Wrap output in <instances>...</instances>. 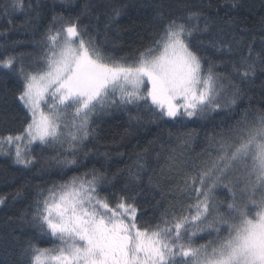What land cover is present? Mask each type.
<instances>
[{"label": "snow or ice", "instance_id": "1", "mask_svg": "<svg viewBox=\"0 0 264 264\" xmlns=\"http://www.w3.org/2000/svg\"><path fill=\"white\" fill-rule=\"evenodd\" d=\"M61 2L70 5L72 0ZM95 7L85 0L74 19L54 16L53 25L36 42L41 54L32 70H25L24 54L0 58V68L16 69L20 87L15 98L25 110L22 131L0 137V151L30 170L38 163L33 145L51 148L56 155L38 170V176L50 166L62 173L84 166L92 154L86 144L96 137L93 121L102 115L126 112L129 127L143 126L145 116L152 124L202 121L236 108L251 90L245 86L258 72L264 75V17L257 39L240 27L245 21L227 13L219 23L199 7L184 6L182 15L166 14V4L160 0L154 5L160 27L150 43L137 54L117 57L106 50L107 30L124 9L111 6L105 13V41L98 42L89 31L92 25L81 22V17H93ZM230 7L236 10L242 5L231 0ZM24 8L23 0H5L2 11ZM95 20L99 23V16ZM205 47L227 59L213 61L201 55ZM220 67L229 71H217ZM250 116L252 110H246L234 125L209 136L207 148L195 158L161 146L155 157L158 170L151 169L148 186L162 199L172 196L178 201L195 194L189 215L170 203L156 223H137L144 212L137 206V197L128 195L133 190L129 185L138 187L143 182L149 171V149L136 154L122 195H101L112 181L95 167L48 187L36 185L26 223L60 247L41 249L29 240L22 249L28 264H264V112ZM194 135L177 136L183 141L180 148ZM4 145L9 146L6 151ZM176 177L175 185L165 192L162 185ZM218 189L229 193L230 202L216 200ZM24 191L21 186L14 198ZM6 200L0 196V205ZM253 208L257 209L254 215ZM200 233L215 239L193 246Z\"/></svg>", "mask_w": 264, "mask_h": 264}, {"label": "trees", "instance_id": "2", "mask_svg": "<svg viewBox=\"0 0 264 264\" xmlns=\"http://www.w3.org/2000/svg\"><path fill=\"white\" fill-rule=\"evenodd\" d=\"M4 2L5 0H0V58L10 55L19 57L24 54L23 66L25 70L30 71L36 67L34 61L41 54V48L36 42L40 41L49 26L53 25V17L63 16L65 19H74L79 15L85 0H72L70 5L63 4L61 0H23L25 4L23 11L9 13L2 11ZM164 2L166 14L171 11L175 15H182L184 6L192 10L199 7L205 16L216 20L217 23L227 13L237 21H245L240 23V27L249 29L250 34L257 39L259 37V21L264 17V0H239L242 7L236 10L231 9V0H164ZM91 3L96 6L93 17H81V22L92 25L89 31L97 37L98 42L105 41V13L111 6L124 9L107 30L106 50L113 52L117 57L143 51L150 43L154 30L160 27L154 11V5L160 3V0H91ZM29 4L32 5L31 8L27 7ZM37 4H39L38 8ZM96 16H99V23L95 20ZM200 23L202 26L203 20ZM199 38L205 41L209 39L208 36ZM257 51H259L258 45ZM200 54L213 61L227 59L210 47L202 48ZM217 71L226 73L229 68L220 67ZM19 87L20 80L16 75V69L0 68V137L19 134L23 129L25 110L15 98ZM245 87H250L251 90L242 101L238 102L236 108L223 110L209 119L197 122L152 124L147 122L148 118L145 116L143 126L129 127L126 112L113 111L102 115L93 121L96 137L86 144V150L91 149L92 154L84 161V166L78 169L64 170L62 173L55 166H50L46 172L38 176V170L50 157L56 155L51 148H43L39 145L32 147V154L36 156L38 163L30 170L15 164L12 156L0 154V196L7 197L6 203L0 205V264H28V258L22 254V249L27 247L29 240L34 247L41 249H50L56 245V241L51 237L39 235L26 223V218L32 212L36 185L48 187L53 182H63L73 175L82 174L95 167L112 181L111 184H105L107 191L101 192V195L110 193L122 195L121 189L129 179L128 168L134 164L136 154L144 149H149V171L138 187L129 185L133 190L128 193L137 197V206L144 212V215L138 217L137 223L139 225L145 222L156 223L157 218L170 203H176L177 208L181 209L184 215H189V206L196 202L195 194L191 199L180 198L178 201H174L172 196L162 199L158 192L152 191L148 186V176L152 175L151 169L158 170L155 157L163 146L164 149H176L178 153L183 151L186 158H195L207 148L209 136L222 128L226 129L234 125L246 110L251 109L252 116L264 112V75L258 72L252 84ZM252 116L249 119H252ZM188 132H194L195 135L187 146L181 149L180 144L183 141L178 140L177 136ZM150 142L153 143L150 145ZM103 153H108V156L105 157ZM164 155H167V152ZM81 160H83L82 155ZM159 163L161 165L164 163L163 157ZM178 179L179 177H176L169 184L162 185L165 192L169 186L175 185ZM21 186L25 187L24 194L14 198V194ZM239 187L243 188L244 185L241 184ZM215 197L218 202L224 204L230 202V195L226 190L218 189ZM240 199L237 191V200ZM157 201H160L158 206ZM113 202H115L114 198ZM221 211L223 212L224 209L221 208ZM256 211L257 209L253 208L252 214ZM191 214H194V209ZM213 239L215 235L200 233L194 239L193 246L206 244Z\"/></svg>", "mask_w": 264, "mask_h": 264}, {"label": "rangeland", "instance_id": "3", "mask_svg": "<svg viewBox=\"0 0 264 264\" xmlns=\"http://www.w3.org/2000/svg\"><path fill=\"white\" fill-rule=\"evenodd\" d=\"M8 145H4L3 146V150L4 151H6L7 149H8ZM21 147H23V144H21ZM13 151H14V149H13ZM0 154H3V151H0ZM4 155V154H3ZM12 158H13V156H12ZM14 159V158H13ZM254 215V214H253ZM54 247H60V245L56 242V245L54 246ZM54 247H52V248H54Z\"/></svg>", "mask_w": 264, "mask_h": 264}]
</instances>
